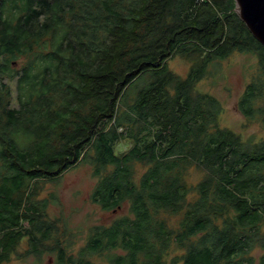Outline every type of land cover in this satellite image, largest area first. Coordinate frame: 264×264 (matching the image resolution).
<instances>
[{"label":"trees","instance_id":"trees-1","mask_svg":"<svg viewBox=\"0 0 264 264\" xmlns=\"http://www.w3.org/2000/svg\"><path fill=\"white\" fill-rule=\"evenodd\" d=\"M235 8V0H0V264L25 238L26 255L55 252L57 264L103 255L166 264L174 248L182 254L169 264H264V139L220 126V101L196 92L213 62L253 52L259 73L237 107L264 123V45ZM177 55L192 61L185 77L169 66ZM83 162L99 177L92 201L128 212L92 226L75 254L38 184ZM192 168L202 172L196 184ZM162 214L182 216L174 226Z\"/></svg>","mask_w":264,"mask_h":264},{"label":"rangeland","instance_id":"rangeland-1","mask_svg":"<svg viewBox=\"0 0 264 264\" xmlns=\"http://www.w3.org/2000/svg\"><path fill=\"white\" fill-rule=\"evenodd\" d=\"M192 65L188 58L177 55L169 60V66L178 75L185 77ZM259 73L258 57L253 52H235L224 60L213 62L208 73L198 82L196 92L208 93L215 96L222 105L219 124L234 130L244 140L259 141L264 139V123L260 118L248 119L238 109L237 101L245 86ZM131 143L127 140L117 145L121 152L129 148ZM136 174L140 176L146 169L138 163ZM189 184H196L202 177V172L192 168L188 173ZM99 177L94 175L93 165L89 162L79 163L66 171L55 181H41L38 198H48V216L59 220L58 236L67 245L68 251L78 253L85 245L90 229L94 225L110 224L116 217L127 214V209L103 210L100 205L91 199ZM191 198H195L194 195ZM181 214H162L170 225L177 226ZM27 238L21 241L18 250L6 264H57L55 252H44L41 256L26 255L28 250ZM182 251H170L166 264ZM253 254L257 258L261 250L256 248ZM93 264H112L108 257L93 256Z\"/></svg>","mask_w":264,"mask_h":264},{"label":"water","instance_id":"water-1","mask_svg":"<svg viewBox=\"0 0 264 264\" xmlns=\"http://www.w3.org/2000/svg\"><path fill=\"white\" fill-rule=\"evenodd\" d=\"M235 10L254 37L264 45V0H235Z\"/></svg>","mask_w":264,"mask_h":264}]
</instances>
